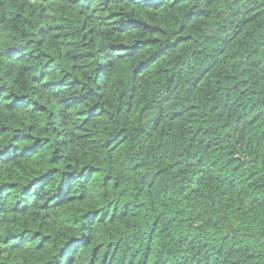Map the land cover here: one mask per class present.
I'll return each mask as SVG.
<instances>
[{"label":"trees","instance_id":"16d2710c","mask_svg":"<svg viewBox=\"0 0 264 264\" xmlns=\"http://www.w3.org/2000/svg\"><path fill=\"white\" fill-rule=\"evenodd\" d=\"M0 264H264V0H0Z\"/></svg>","mask_w":264,"mask_h":264}]
</instances>
